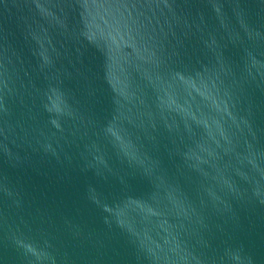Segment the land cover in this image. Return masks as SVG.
Masks as SVG:
<instances>
[{
	"label": "water",
	"instance_id": "water-1",
	"mask_svg": "<svg viewBox=\"0 0 264 264\" xmlns=\"http://www.w3.org/2000/svg\"><path fill=\"white\" fill-rule=\"evenodd\" d=\"M0 264H264V0H0Z\"/></svg>",
	"mask_w": 264,
	"mask_h": 264
}]
</instances>
